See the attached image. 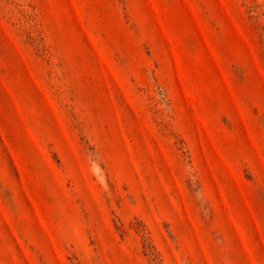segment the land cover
I'll return each mask as SVG.
<instances>
[{
  "label": "rangeland",
  "instance_id": "374dc122",
  "mask_svg": "<svg viewBox=\"0 0 264 264\" xmlns=\"http://www.w3.org/2000/svg\"><path fill=\"white\" fill-rule=\"evenodd\" d=\"M0 264H264V0H0Z\"/></svg>",
  "mask_w": 264,
  "mask_h": 264
}]
</instances>
